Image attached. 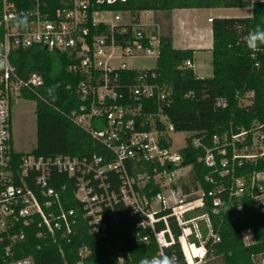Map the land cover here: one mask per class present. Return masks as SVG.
<instances>
[{"label": "built area", "instance_id": "obj_1", "mask_svg": "<svg viewBox=\"0 0 264 264\" xmlns=\"http://www.w3.org/2000/svg\"><path fill=\"white\" fill-rule=\"evenodd\" d=\"M28 1L23 8L16 0H0V264H37L21 255L28 238L70 242L79 234L81 221L90 235L107 237L111 228L124 223L123 210L136 220V229L151 233L138 234L137 240L147 244L151 236L156 239L160 253L154 262L163 259L167 264L164 249L178 242L187 264H202L209 248L221 242L214 216L245 207L264 215V169L257 170L264 164V121L215 135L209 146L194 140V147L204 151L199 161L209 169L204 183L211 189L205 191L195 175L192 183L182 184V171L194 173V167L184 165L182 150L187 145L174 148L175 128L165 114L171 92L150 82L157 78L154 70L130 68L125 62L158 60L160 40L154 44L130 12L110 9L127 0ZM256 1L264 2L251 3ZM106 15L112 18L104 19ZM32 47L74 57L77 63L70 70L81 80L68 89L82 104L70 118L107 151L105 156L43 157L37 147L29 154L15 149L13 104L26 100L27 93L42 99L39 89L45 81L38 73L22 78L11 54ZM185 67L194 65L187 61ZM131 72L138 74L134 82ZM148 101L151 112L145 110ZM69 186L79 209L66 208ZM155 188L159 192L149 195ZM158 224L165 230L157 231ZM242 239L246 246L254 245L253 229H245ZM184 243L197 247L202 256L190 262ZM91 253L82 246L76 262L61 264H96Z\"/></svg>", "mask_w": 264, "mask_h": 264}, {"label": "trees", "instance_id": "obj_2", "mask_svg": "<svg viewBox=\"0 0 264 264\" xmlns=\"http://www.w3.org/2000/svg\"><path fill=\"white\" fill-rule=\"evenodd\" d=\"M20 7L29 5L28 0H16ZM252 16L246 18L213 19V49L211 78L198 77L193 68H186L187 61H193L194 51L176 49L171 37H160V56L154 70L157 78L151 83L166 87L171 92V104L165 114L174 126L176 133H191L187 147L182 150L184 165L194 167L196 180L205 191L211 186L204 183L209 172L199 160L204 155L202 148H195L194 140L209 146L213 136L234 130L251 127L255 120L264 121V45L256 51L246 45L249 32L264 28V2L251 0H127L118 3L111 10L130 12L138 16L143 12H171L183 9H248ZM136 21V20H135ZM132 33L129 34V36ZM4 31L0 28V43ZM146 43V42H145ZM11 62L22 78L33 73L40 74L45 85L39 89L42 99L25 94L26 100L37 105V149L43 157L70 156L91 158L105 156L107 151L89 133L78 127L70 118L79 109L81 99L69 86L76 87L80 77L70 70L77 62L68 52H50L43 47H32L11 54ZM131 82L136 81V72L128 73ZM124 75V80L128 77ZM128 77V78H129ZM226 100L224 106L219 105ZM247 100V104H244ZM152 101L145 104L151 112ZM111 159V158H109ZM260 164L257 170H263ZM133 173V172H132ZM116 177L112 175V181ZM189 191V186H183ZM151 192V194H150ZM149 195L159 192L151 189ZM147 193V192H146ZM67 209H79L72 187L64 195ZM125 218L120 227L111 228L107 237L90 235L86 222L81 221L79 234L70 242L54 243L49 239L28 238L26 250L21 255L33 257L37 264H61L64 261L76 262L82 246L91 250V259L96 264H165L163 259L154 262L160 248L151 236L149 243L137 240V235H151L149 230L136 229V220L123 210ZM213 222L220 233L221 242L209 254L221 258L224 264H262L257 258L264 256V215L256 208L228 210L214 216ZM173 226V225H172ZM253 229L256 243L246 246L242 239L245 229ZM165 230L164 224L157 225V231ZM176 236L179 230L173 226ZM40 244L41 248H37ZM63 249V254L61 253ZM184 250L190 262L199 258L202 251L184 243ZM167 264H187L180 244L164 249ZM122 259V263L119 261ZM193 264V263H192Z\"/></svg>", "mask_w": 264, "mask_h": 264}, {"label": "rangeland", "instance_id": "obj_3", "mask_svg": "<svg viewBox=\"0 0 264 264\" xmlns=\"http://www.w3.org/2000/svg\"><path fill=\"white\" fill-rule=\"evenodd\" d=\"M159 13V12H158ZM159 16L156 12H151V14H146L145 12L141 13L138 16H133V20L135 18L136 23L140 25L141 28L149 38L152 39L154 44H158L160 37L165 36L169 37L171 34V29H177L180 26V17L177 16V12L172 13V20L169 22L171 12H163ZM163 15V17H162ZM220 13L217 11H209V13H203L198 18V26L200 28L210 27L208 24V17L219 16ZM223 17L226 18H246L252 16V10L242 9V10H231L226 11ZM104 19L112 18L111 15L103 16ZM160 20H159V19ZM125 21V19H124ZM134 22V21H132ZM172 22V28L170 23ZM211 23V22H210ZM138 27V26H137ZM171 28V29H169ZM179 30V29H177ZM210 58V57H209ZM206 56L201 57V61L204 64V72H199V74L205 78H211L213 76V72H209V67L212 65L211 59ZM126 64L130 68L136 69H148L155 70L157 68L158 60L154 59H126ZM244 104H247V100H244ZM13 121H14V142L15 149L22 154H29L33 152L37 147V114H36V103L33 101H27L24 99H16L13 108ZM171 137L174 142V148L182 149L187 145L188 140L192 137L191 133H172ZM182 179L181 183L185 182L192 183L194 181V173L189 171H182L181 173ZM209 254L204 259L202 264H224L221 258H216ZM258 263L264 264V256H260L257 258Z\"/></svg>", "mask_w": 264, "mask_h": 264}, {"label": "crops", "instance_id": "obj_4", "mask_svg": "<svg viewBox=\"0 0 264 264\" xmlns=\"http://www.w3.org/2000/svg\"><path fill=\"white\" fill-rule=\"evenodd\" d=\"M231 10H242V9H183V10H173L171 11V16L169 22L172 20V13L177 12V16L181 19L179 30L171 29V34L169 37L172 38L173 45L176 49H184V50H192L194 51V59L192 61L194 67L193 70L195 74L200 78H205L199 74V72H204V64L201 61V57L206 56L210 57L212 63V49H213V32H212V23L209 22L210 18L218 19V18H226L223 17L226 11ZM247 10H252V8H248ZM209 11H217L220 13L219 16H210L207 21L210 27L200 28L198 26V18L203 13H209ZM155 13V12H154ZM148 14H151L149 12ZM159 16L163 14V12L157 13ZM163 17V15H162ZM159 19V18H158ZM160 20V19H159ZM209 72H213V66L209 67Z\"/></svg>", "mask_w": 264, "mask_h": 264}, {"label": "clouds", "instance_id": "obj_5", "mask_svg": "<svg viewBox=\"0 0 264 264\" xmlns=\"http://www.w3.org/2000/svg\"><path fill=\"white\" fill-rule=\"evenodd\" d=\"M246 45L252 51H256L261 45H264V28L257 26L256 29L249 32L246 37Z\"/></svg>", "mask_w": 264, "mask_h": 264}]
</instances>
